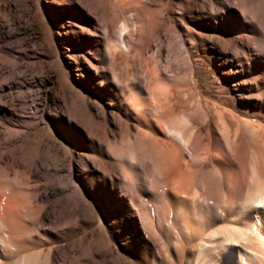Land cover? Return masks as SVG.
<instances>
[{"label": "rangeland", "instance_id": "1", "mask_svg": "<svg viewBox=\"0 0 264 264\" xmlns=\"http://www.w3.org/2000/svg\"><path fill=\"white\" fill-rule=\"evenodd\" d=\"M122 4L121 19L130 29L128 48L115 51L121 19L112 2L109 26L90 8L83 9L88 23L82 31L76 27L74 42L67 39V25L57 20L52 0H0V179L9 177L16 193L36 189L43 197L53 192L71 173H79L81 157L91 172L116 174L128 189L133 187L129 202L147 204L166 193L176 194V188L156 183L159 165L148 140L152 133L138 123L144 117L154 123L166 111L184 115L192 123L188 130L196 149L204 144L208 101L219 102L215 109L226 110L228 121L244 118L258 124L257 104H264V0H122ZM75 8L80 7L72 2L70 10ZM76 54L94 58L96 68L79 71ZM134 87L139 88V101L145 102L139 113L128 104L116 110L109 105L111 97L121 99V88ZM81 97L87 98V111ZM213 117L211 130L224 149L220 154L225 165L227 148L217 132V116ZM142 140L144 148L152 145L151 158L141 155ZM183 158L191 160L187 153ZM202 161L193 162L200 193L208 172ZM182 192L177 195L182 201L174 203L176 213L183 210L180 214L193 200L192 190ZM178 224L172 219L167 227L177 240H184ZM159 238L158 254L165 259L166 241ZM92 240L88 237L87 242ZM130 262L120 249L108 259V264Z\"/></svg>", "mask_w": 264, "mask_h": 264}, {"label": "bare ground", "instance_id": "2", "mask_svg": "<svg viewBox=\"0 0 264 264\" xmlns=\"http://www.w3.org/2000/svg\"><path fill=\"white\" fill-rule=\"evenodd\" d=\"M52 2L57 20L67 25V39L74 42L76 27L82 31L83 25L88 23L83 13L85 7L105 25L109 2L117 7L120 19L123 15L122 0ZM72 2L80 8L70 10ZM62 3L67 7L62 8ZM61 29L59 26L58 35ZM129 32L128 25L121 19L116 44L113 43L115 51L128 48ZM106 33L105 30L107 36ZM108 39L111 43L114 41ZM75 58L79 71L93 70L97 66L91 56L76 54ZM81 76L84 78L85 74ZM138 90V87L121 88V99L111 97L109 105L116 110L128 104L137 114L145 104L139 101ZM81 99L87 111V98ZM219 106V102H207L209 121L204 144L198 149L191 142L188 130L191 121L175 110L166 111L158 120H153L154 123L145 117L138 122L152 133L148 140L154 146H146L153 147L159 165L156 175L161 179L157 178L156 183L173 185L176 194L172 196L166 193L137 206L129 202L133 187L128 189L116 174L91 172L83 165L81 157L77 161L81 168L79 173H71L66 183L59 184V188L43 197L36 189L31 194L27 191L17 194L9 177L0 179V264H108L109 256L118 249L125 252L130 264H264V104H257L261 114L256 126L244 118L228 121L226 110L215 109ZM213 115L217 116V132L227 148L228 164L225 165L220 154L224 149L211 130ZM71 129L73 134L75 130ZM144 147L142 140L141 155L151 158L150 147H146L148 150ZM91 152L100 156V152ZM185 153L190 161L183 162ZM199 158L208 169L201 184L202 193L198 191L193 166ZM175 176L178 181L174 184ZM216 183L218 188H215ZM183 189L192 190L193 200L188 207L190 212L188 209L180 214L183 210L176 213L174 203L181 200L177 195ZM172 219L181 224L184 240H177L167 227ZM159 236L166 241L165 259L158 254ZM88 237L93 240L87 242ZM66 242L69 245L63 246Z\"/></svg>", "mask_w": 264, "mask_h": 264}, {"label": "snow or ice", "instance_id": "3", "mask_svg": "<svg viewBox=\"0 0 264 264\" xmlns=\"http://www.w3.org/2000/svg\"><path fill=\"white\" fill-rule=\"evenodd\" d=\"M61 7H62V8H65V7H67V4H66V3H62V4H61ZM59 10H60V9H57V11H59ZM215 19L219 21V20H221L222 18H220V17H216ZM224 23L227 24V21L224 20ZM69 130L72 131V129H69Z\"/></svg>", "mask_w": 264, "mask_h": 264}]
</instances>
